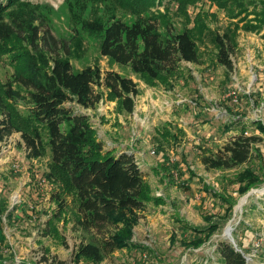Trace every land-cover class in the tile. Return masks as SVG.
<instances>
[{"label": "rangeland", "instance_id": "1", "mask_svg": "<svg viewBox=\"0 0 264 264\" xmlns=\"http://www.w3.org/2000/svg\"><path fill=\"white\" fill-rule=\"evenodd\" d=\"M5 2L0 0V4ZM19 2L6 12L5 20L10 24L14 18L18 22L25 21L24 38L31 27L40 29V34L49 32L67 47L63 54L74 71L86 66H97L102 73L115 71L131 78L140 90L134 98L132 114H126L116 101H110L106 91L95 110H83L97 122L101 120L95 130L105 147L129 150L146 173L153 194L167 200L165 205H149L143 212L134 228L132 247L116 252L101 264H219L215 252L217 244L230 240L245 250L248 264H264V183L245 196H239L236 177L246 166L208 171L200 163L197 147L205 145L208 150L215 151L241 130L248 135L253 133L261 139L257 144L260 155L252 154L247 166L264 177V132L254 124L260 122L264 127V29L261 33H251L239 25L238 46L230 56L233 70L229 73L213 61L210 41L199 42L205 64L182 62L183 77L168 90L149 86L128 68L110 63L99 53L100 35L83 27L85 22L93 20L108 23L115 18L125 23L133 22L135 11L125 6L123 0ZM151 11L160 14L161 20L170 23L176 32L183 26L192 28L198 15L205 17L210 29L220 33L230 25L224 11L212 0L188 4L185 11L179 2L163 0ZM232 25H236L235 19ZM11 73L10 66L0 61V81H6ZM231 95L236 96V102L230 101ZM98 110L104 115L100 116ZM102 125L106 129H100ZM165 128L177 139L161 149L159 135ZM160 152H164V156ZM181 158L195 174L192 183L184 187L180 176L171 169L173 162ZM49 166V156L27 157L20 133L0 142V205H3L0 206V240H3L0 241V258L3 254L10 258L4 264H74L72 254L78 243V234L72 231L74 211L65 213L66 217L63 215L57 222L60 235H41L51 210L56 208L51 197L53 185L45 180ZM157 167L165 168V173L156 171ZM202 183L209 188L207 194L201 191ZM213 192L225 198L231 196L236 201L227 221L222 217L227 207L211 195ZM67 201L72 204V197ZM210 216L218 229L201 248L188 249L185 242L188 236L181 233L177 220L202 227L206 226L203 219ZM228 227L231 228L230 237L227 236ZM257 241H260L258 247L255 246Z\"/></svg>", "mask_w": 264, "mask_h": 264}, {"label": "trees", "instance_id": "2", "mask_svg": "<svg viewBox=\"0 0 264 264\" xmlns=\"http://www.w3.org/2000/svg\"><path fill=\"white\" fill-rule=\"evenodd\" d=\"M123 1L135 11L133 22L125 23L115 18L108 23L93 20L85 22L83 27L100 35L102 57L128 68L152 87L173 89L183 77L182 62L204 65L205 54L200 52L198 43L205 39L214 50L213 61L231 72L230 56L238 46L239 25L251 33H261L264 29V0H212L230 20L222 33L210 29L205 17L199 15L192 28L183 26L176 32L170 23L161 20L160 14L151 11L163 0ZM172 1L184 5L185 11L186 5L198 0ZM19 3V0H6L0 4V61L12 69L11 76L0 81V142L20 133L29 159L49 156L45 180L53 185L51 197L56 208L51 210L41 235H60L57 222L72 210L76 213L72 231L78 234L72 262L101 264L116 252L132 247L134 228L143 212L149 205L160 207L167 200L153 194L146 173L132 153L105 147L97 137L90 116L83 110H95L106 91L110 101H116L122 111L132 114L134 98L140 90L131 78L115 71L102 73L97 66L74 71L63 54L67 47L49 32L40 34V29L31 27L24 38L25 21L18 22L14 18L10 24L5 20L6 12ZM234 19L236 25L233 26ZM226 113L229 114V110ZM254 124L264 132L260 122ZM176 139L177 136L165 128L159 135V146L162 149ZM260 141L259 136L241 130L215 151L208 150L205 145L197 146L200 163L208 171L246 166L235 182L238 185L236 193L245 196L264 183L262 174L247 166L252 154L260 155L257 148ZM159 154L164 156V152ZM171 169L180 176L183 187L190 185L195 177L184 158L173 162ZM155 170L166 171L158 167ZM197 182L200 183L199 178ZM201 191L207 194L209 188L202 183ZM211 195L226 205L222 217L227 221L236 201L215 192ZM70 196L72 204L67 201ZM203 220L206 226L202 227L177 220L181 233L188 236L185 238L188 249L201 248L219 227L211 216ZM244 251L239 245L234 247L226 241L218 243L215 249L219 264H248ZM5 255L0 258V264L10 259Z\"/></svg>", "mask_w": 264, "mask_h": 264}, {"label": "crops", "instance_id": "3", "mask_svg": "<svg viewBox=\"0 0 264 264\" xmlns=\"http://www.w3.org/2000/svg\"><path fill=\"white\" fill-rule=\"evenodd\" d=\"M108 108V107H107ZM98 111H100V110H98ZM105 113H106V111H105ZM86 114L87 115H89L90 116V118H91V120L93 121V125H94V128H96L100 123H102L101 122V120L100 121H98L97 122V120H95L94 118H93V116L89 113V112H86ZM104 114H102V112L100 111V116H103ZM100 126V125H99ZM101 128H104V125H102L101 127H100V129ZM104 129H106V127L104 128ZM110 130H112V129H110ZM113 130H116V128H114ZM98 133H99V135H102V134H100L101 132L98 130ZM104 135H107L106 134V130H104ZM104 140V139H103ZM104 142L105 143H108V142H106L105 140H104ZM113 145H117V144H113ZM122 147L124 146V144H120ZM121 150H123V149H121ZM134 150V149H133ZM120 151V150H119ZM125 151H127V152H129V150H126L125 149ZM135 151V150H134ZM136 152V151H135Z\"/></svg>", "mask_w": 264, "mask_h": 264}, {"label": "built area", "instance_id": "4", "mask_svg": "<svg viewBox=\"0 0 264 264\" xmlns=\"http://www.w3.org/2000/svg\"><path fill=\"white\" fill-rule=\"evenodd\" d=\"M230 97H231V100L233 101V103L237 101L236 96L231 95ZM152 153L154 154V151ZM259 245H260V241H257L255 246L258 247ZM246 260H247V258H246Z\"/></svg>", "mask_w": 264, "mask_h": 264}, {"label": "water", "instance_id": "5", "mask_svg": "<svg viewBox=\"0 0 264 264\" xmlns=\"http://www.w3.org/2000/svg\"><path fill=\"white\" fill-rule=\"evenodd\" d=\"M227 236L230 237V232H229V231L227 232ZM230 242H231V243L234 245V247H235V244H234L231 240H230Z\"/></svg>", "mask_w": 264, "mask_h": 264}, {"label": "bare ground", "instance_id": "6", "mask_svg": "<svg viewBox=\"0 0 264 264\" xmlns=\"http://www.w3.org/2000/svg\"><path fill=\"white\" fill-rule=\"evenodd\" d=\"M229 229H231V228H230V227H228L226 231H227V232H228V231H230Z\"/></svg>", "mask_w": 264, "mask_h": 264}]
</instances>
